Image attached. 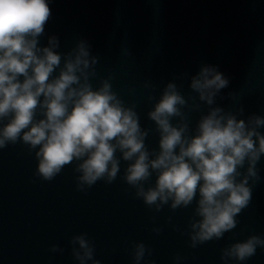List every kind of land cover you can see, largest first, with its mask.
<instances>
[{
    "label": "clouds",
    "instance_id": "1",
    "mask_svg": "<svg viewBox=\"0 0 264 264\" xmlns=\"http://www.w3.org/2000/svg\"><path fill=\"white\" fill-rule=\"evenodd\" d=\"M51 16L47 0H0V150L25 145L36 160L34 176L43 181L74 165L76 190L85 194L98 181L113 183L124 161L120 178L154 214L165 206L173 212L186 209L195 201L186 228L172 224L187 236L188 247L223 239L236 228L237 216L250 205L261 180L257 165L264 156V133L259 131L264 116L241 119L242 106L233 112L216 104L229 85L216 65L175 78L190 80L187 98L175 79L165 83L158 99L151 95L155 86L146 81L147 100L154 101L146 115L158 134V149H150L145 140L152 130L141 127L136 104L126 105L113 90L112 77L100 78L93 87L99 58L86 40L78 39L66 53L57 51L55 35L40 46ZM123 54L131 52L125 48ZM228 95L235 101L234 93ZM202 105L207 110L190 129L189 113L201 112ZM166 223L171 224V217ZM161 231L152 228L157 235ZM129 243L132 264H154L146 259L152 255L149 246ZM68 246L77 264H100L87 233L71 236ZM258 248L264 250V237L249 235L221 248L220 260L243 264ZM48 250L63 253L65 248L52 244ZM183 259L176 254L173 264Z\"/></svg>",
    "mask_w": 264,
    "mask_h": 264
}]
</instances>
